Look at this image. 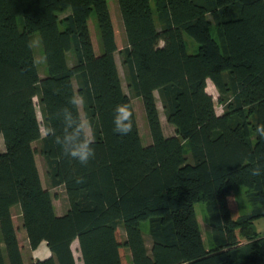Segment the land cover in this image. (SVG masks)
Masks as SVG:
<instances>
[{"label":"trees","instance_id":"trees-1","mask_svg":"<svg viewBox=\"0 0 264 264\" xmlns=\"http://www.w3.org/2000/svg\"><path fill=\"white\" fill-rule=\"evenodd\" d=\"M154 2L155 9L150 0H117L127 42L118 50L108 0H0V264H77L75 240L83 264H264V233L253 229L264 217V137L256 131L264 123V0ZM156 93L173 135L164 134ZM72 95L84 98L95 137L86 165L62 155L50 134L62 131ZM133 97L142 100L148 145ZM121 104L132 117L127 135L114 131ZM37 153L49 186L65 189L62 215L42 184ZM241 186L248 212L235 199ZM22 229L31 250L45 243L50 255L25 256Z\"/></svg>","mask_w":264,"mask_h":264},{"label":"rangeland","instance_id":"rangeland-1","mask_svg":"<svg viewBox=\"0 0 264 264\" xmlns=\"http://www.w3.org/2000/svg\"><path fill=\"white\" fill-rule=\"evenodd\" d=\"M150 2H151L153 9H155L154 0H150ZM108 7H109V11H110L111 18L113 21L114 30H115V38H116V42H117V46H118V50H119V49L123 48L124 46H126L127 42H126V36H125V32H124L123 23L121 20L117 0H108ZM65 14L66 13H61L59 15L60 18L65 16ZM19 19H21V18L19 17ZM89 25H92V27H94V25H95L94 15H92L91 18L89 19ZM185 41L187 44L188 51L190 53H195L197 51V46H198L197 43L191 37H189L187 35H185ZM30 42H31V46L33 49L36 65L38 68V73L41 77H43L46 73L47 68H46V63H45V59L43 56V51H42V47L40 44L38 33H33L30 35ZM68 57L71 59L72 55L69 54ZM115 57H116L117 65L119 68L120 76L122 79L123 88L128 93L129 90L127 88V82H126V78H125L124 68L121 64V58H120V54L118 51L116 52ZM207 91L213 96L216 111L218 114H220L222 112V106L217 101L218 92L210 80H208V82H207ZM156 98H157V105H158L159 112H160V118H161L164 134L165 135H173L175 133V128L173 125H171L170 123L167 122L165 115H164V112H163V109H162L161 102L159 100L157 93H156ZM35 102H37V98H35ZM132 103H133L134 111L136 114V119H137V124H138L140 137L142 140V144L148 145L151 142V137H150L149 129L147 126V121H146V116H145V112L143 109L142 100L139 97H137V98L133 97ZM79 109H80L81 116L85 117L82 105L79 107ZM37 114H38L39 120L42 121V117H41V114H40V111L38 110V108H37ZM42 132H43V128H42ZM37 145H38L37 142L33 143V147H36ZM3 149H4V147H3L2 137L0 135V150L2 151ZM35 160H36V164H37V168H38V171L40 174L42 184L45 188L49 189V191L52 195L53 206H54L56 214L57 215L64 214V212L68 208V202H67L64 187L63 186L50 187L48 184L47 177H46L45 164H44V161H43L41 155L38 153L35 154ZM235 199L238 202L240 212H248L250 210L251 204L248 201V198L246 195V188L244 186H241L238 189H236ZM195 209H196L197 218L199 221V225H200L204 244L206 247H209L211 241H210L209 228H208V225L206 223L207 212H206V208H205V203L203 201L197 202L195 204ZM15 214H16V212H14V215ZM232 215L236 216V213L232 212ZM15 217L17 218V223L19 224L20 223L19 217L18 216H15ZM141 228L144 232L146 243L148 246H150L149 236L147 235L148 221H144L141 225ZM253 229H256V231L258 233L259 232L264 233V217L260 218L254 222ZM21 243L24 245L25 256L31 255L32 259H34V260L39 259V258H44V257L50 255V251L46 247L45 243H42L41 246L38 247L36 250H31L28 246V241L26 239V233H25L24 229H22V232H21ZM71 247H72L75 259H76V263L77 264H83L81 257H80V252L78 249L77 240L73 241Z\"/></svg>","mask_w":264,"mask_h":264},{"label":"clouds","instance_id":"clouds-1","mask_svg":"<svg viewBox=\"0 0 264 264\" xmlns=\"http://www.w3.org/2000/svg\"><path fill=\"white\" fill-rule=\"evenodd\" d=\"M68 103L72 105V109L75 111L65 106L62 131L57 134L51 130L50 134L54 136L55 143L59 146L62 155L86 165L95 157V137L90 122L78 112L85 100L81 96L72 95L68 98ZM115 111L114 131L121 135H127L132 131L129 106L126 104L117 105ZM256 131L260 137H264V123L258 124Z\"/></svg>","mask_w":264,"mask_h":264},{"label":"crops","instance_id":"crops-1","mask_svg":"<svg viewBox=\"0 0 264 264\" xmlns=\"http://www.w3.org/2000/svg\"><path fill=\"white\" fill-rule=\"evenodd\" d=\"M116 55V54H115Z\"/></svg>","mask_w":264,"mask_h":264}]
</instances>
